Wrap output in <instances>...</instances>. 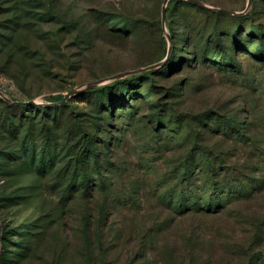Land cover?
I'll return each mask as SVG.
<instances>
[{
  "label": "rangeland",
  "instance_id": "374dc122",
  "mask_svg": "<svg viewBox=\"0 0 264 264\" xmlns=\"http://www.w3.org/2000/svg\"><path fill=\"white\" fill-rule=\"evenodd\" d=\"M199 1L0 0V264H264V0Z\"/></svg>",
  "mask_w": 264,
  "mask_h": 264
},
{
  "label": "water",
  "instance_id": "95a60500",
  "mask_svg": "<svg viewBox=\"0 0 264 264\" xmlns=\"http://www.w3.org/2000/svg\"><path fill=\"white\" fill-rule=\"evenodd\" d=\"M170 0H164V6H163V10H162V22H163V25L165 26V19H166V14H167V4L169 3ZM189 2H192L194 4H198V5H202V3L199 1V0H187ZM250 6V2H249V5ZM219 11L223 12V13H227V14H235V12L233 11H230V10H227V9H218ZM154 66H151L150 68H152ZM148 68H143L141 69L142 71L143 70H147ZM124 75L126 74H117L116 76L113 77V79H118L120 77H123ZM103 80H100V81H97V82H92V83H89L84 89L82 90H71L70 92H68L63 100L60 102V103H63L65 102L67 99H69L71 96H73L74 94L76 93H80V92H83V91H86L88 89H91L93 88L95 85L101 83ZM12 102V101H11ZM13 104L15 105H18V106H22L24 104H34V101H30V102H20V101H15V102H12Z\"/></svg>",
  "mask_w": 264,
  "mask_h": 264
},
{
  "label": "trees",
  "instance_id": "16d2710c",
  "mask_svg": "<svg viewBox=\"0 0 264 264\" xmlns=\"http://www.w3.org/2000/svg\"><path fill=\"white\" fill-rule=\"evenodd\" d=\"M222 53H224V54H225V49L223 50V52H222ZM233 62L235 63V61H233ZM231 66H233V67H236V68H237V66H234V65H231ZM91 147H92V145H91ZM99 164H100V162H98V165L96 164V165H97V167H98V166H100Z\"/></svg>",
  "mask_w": 264,
  "mask_h": 264
}]
</instances>
